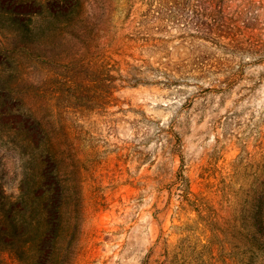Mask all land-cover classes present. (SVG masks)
Returning <instances> with one entry per match:
<instances>
[{
	"label": "rangeland",
	"instance_id": "1",
	"mask_svg": "<svg viewBox=\"0 0 264 264\" xmlns=\"http://www.w3.org/2000/svg\"><path fill=\"white\" fill-rule=\"evenodd\" d=\"M150 1L108 0L71 35L42 22L29 53L0 45V184L25 165L46 173L33 187L79 191L71 264H264V0H186L178 20Z\"/></svg>",
	"mask_w": 264,
	"mask_h": 264
},
{
	"label": "trees",
	"instance_id": "2",
	"mask_svg": "<svg viewBox=\"0 0 264 264\" xmlns=\"http://www.w3.org/2000/svg\"><path fill=\"white\" fill-rule=\"evenodd\" d=\"M89 1L61 0L62 6L59 8L25 13L1 8L0 24L9 22L14 27L10 29L12 37H7V41L0 39V45L6 47L9 44L12 48L29 53L35 48L33 42L36 40L33 37L42 29V22L48 24L62 21L66 32L74 34L75 26L85 28L89 17L100 19L108 0H94L100 7L93 13H89L87 8ZM186 3V0H151L148 11H156L158 19L162 20L186 19ZM18 110L25 114L30 108L18 107ZM34 120L39 121L38 117H34ZM20 126H12L10 129L15 130ZM45 128L40 127L42 132ZM43 158L34 157L37 165L43 164ZM45 174L40 169L34 170L23 165L22 170L14 175L17 181L11 187L13 191H6L0 184V246L11 250L19 264H71L77 250L75 239L82 215L79 191H73L61 183L55 188L52 185L33 187ZM53 210L56 216L51 215ZM51 223L53 231L50 233ZM23 236H26L25 241L22 240ZM42 238L48 240L49 248L44 255H38L37 246ZM261 238L264 240V229L261 230Z\"/></svg>",
	"mask_w": 264,
	"mask_h": 264
}]
</instances>
